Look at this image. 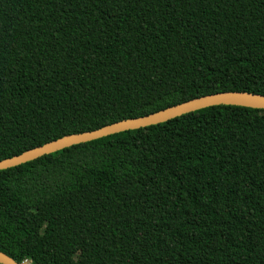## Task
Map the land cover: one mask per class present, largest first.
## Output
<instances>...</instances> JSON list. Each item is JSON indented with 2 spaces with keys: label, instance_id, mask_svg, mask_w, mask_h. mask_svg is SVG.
Here are the masks:
<instances>
[{
  "label": "trees",
  "instance_id": "16d2710c",
  "mask_svg": "<svg viewBox=\"0 0 264 264\" xmlns=\"http://www.w3.org/2000/svg\"><path fill=\"white\" fill-rule=\"evenodd\" d=\"M264 95V0H0V161L205 95ZM23 264H264V109L220 105L0 171Z\"/></svg>",
  "mask_w": 264,
  "mask_h": 264
},
{
  "label": "water",
  "instance_id": "95a60500",
  "mask_svg": "<svg viewBox=\"0 0 264 264\" xmlns=\"http://www.w3.org/2000/svg\"><path fill=\"white\" fill-rule=\"evenodd\" d=\"M220 105H233L254 109H264V95L245 91H228L205 95L151 113L146 116L121 120L94 131L65 135L41 146L27 150L20 155L1 160L0 171L20 166L45 155L55 153L74 145L87 143L129 130H137L153 125H158L160 123L167 122L185 114ZM0 264L19 263H17L7 254L0 251Z\"/></svg>",
  "mask_w": 264,
  "mask_h": 264
},
{
  "label": "clouds",
  "instance_id": "9594fccd",
  "mask_svg": "<svg viewBox=\"0 0 264 264\" xmlns=\"http://www.w3.org/2000/svg\"><path fill=\"white\" fill-rule=\"evenodd\" d=\"M24 263H25V264H26V263L28 264L29 262H24Z\"/></svg>",
  "mask_w": 264,
  "mask_h": 264
},
{
  "label": "rangeland",
  "instance_id": "374dc122",
  "mask_svg": "<svg viewBox=\"0 0 264 264\" xmlns=\"http://www.w3.org/2000/svg\"><path fill=\"white\" fill-rule=\"evenodd\" d=\"M27 264V263H26ZM29 264V263H28Z\"/></svg>",
  "mask_w": 264,
  "mask_h": 264
}]
</instances>
